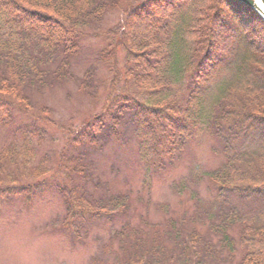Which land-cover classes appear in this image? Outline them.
I'll return each mask as SVG.
<instances>
[{"label":"trees","instance_id":"obj_1","mask_svg":"<svg viewBox=\"0 0 264 264\" xmlns=\"http://www.w3.org/2000/svg\"><path fill=\"white\" fill-rule=\"evenodd\" d=\"M109 2L123 17L100 55L108 94L81 124H58L31 96L69 75L79 29L98 23ZM17 114L27 120L14 126ZM47 127L63 141L40 153ZM125 129L147 169L170 165L202 133L219 139L224 160L175 185L204 176L214 190L203 201L190 189L189 216L112 229L113 264H219L237 248L234 264H264V20L236 0H0V201L53 188L74 238L87 221L127 212V195L109 192L88 156Z\"/></svg>","mask_w":264,"mask_h":264},{"label":"rangeland","instance_id":"obj_2","mask_svg":"<svg viewBox=\"0 0 264 264\" xmlns=\"http://www.w3.org/2000/svg\"><path fill=\"white\" fill-rule=\"evenodd\" d=\"M122 17L121 9L109 2L98 23L79 29L77 50L69 56V75L33 93L35 107H47L55 122L71 127L101 110L111 74L100 55L106 50L107 31L118 27ZM120 55L119 52L118 68ZM87 71L92 72V81L83 88L81 82ZM26 120L25 115L17 114L14 126ZM47 128L49 134L40 153L57 150L63 141L60 130ZM124 134L126 138H110L88 156L94 177L106 184L109 192L127 195V212L87 221L78 228L79 237L74 238L62 227L65 209L55 189L40 192L29 201L22 197L0 201V264H113L116 243L109 241L112 229L125 223H165L170 218L189 216L196 203L190 189L203 201L213 197L214 190L204 176L179 192L175 185L181 179L189 180L193 169L207 171L223 162L219 139L202 133L170 165L154 170L147 169L138 159L132 131L125 129ZM97 192H103V188ZM237 232V226L229 230L235 239ZM109 243L110 249H104ZM241 253L237 248L229 261L224 253L219 264H234Z\"/></svg>","mask_w":264,"mask_h":264},{"label":"water","instance_id":"obj_3","mask_svg":"<svg viewBox=\"0 0 264 264\" xmlns=\"http://www.w3.org/2000/svg\"><path fill=\"white\" fill-rule=\"evenodd\" d=\"M253 9L264 20V0H236Z\"/></svg>","mask_w":264,"mask_h":264}]
</instances>
